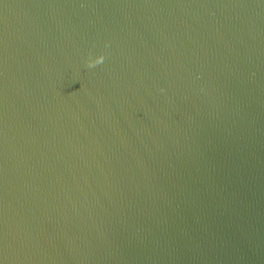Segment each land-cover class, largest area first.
I'll return each instance as SVG.
<instances>
[{"label": "water", "instance_id": "95a60500", "mask_svg": "<svg viewBox=\"0 0 264 264\" xmlns=\"http://www.w3.org/2000/svg\"><path fill=\"white\" fill-rule=\"evenodd\" d=\"M0 264H264V0H0Z\"/></svg>", "mask_w": 264, "mask_h": 264}, {"label": "clouds", "instance_id": "9594fccd", "mask_svg": "<svg viewBox=\"0 0 264 264\" xmlns=\"http://www.w3.org/2000/svg\"><path fill=\"white\" fill-rule=\"evenodd\" d=\"M104 60H105V56L103 55L96 57L95 59H89L87 62V66L90 68L95 67L96 65L103 63Z\"/></svg>", "mask_w": 264, "mask_h": 264}]
</instances>
